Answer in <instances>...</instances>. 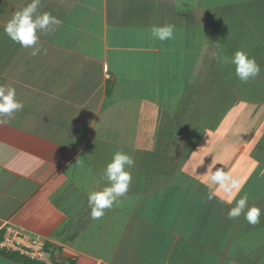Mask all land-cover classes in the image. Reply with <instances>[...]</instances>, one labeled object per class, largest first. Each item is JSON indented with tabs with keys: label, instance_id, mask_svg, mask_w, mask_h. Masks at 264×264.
<instances>
[{
	"label": "crops",
	"instance_id": "0c3cea01",
	"mask_svg": "<svg viewBox=\"0 0 264 264\" xmlns=\"http://www.w3.org/2000/svg\"><path fill=\"white\" fill-rule=\"evenodd\" d=\"M28 2L0 0V83L24 104L0 125V238L39 235L53 264H264V0H41L62 24L37 56L3 31ZM164 24L175 38L161 42ZM240 49L261 66L247 83ZM119 150L129 191L92 219L88 193ZM213 163L247 177L232 204L207 199ZM245 193L256 225L228 217Z\"/></svg>",
	"mask_w": 264,
	"mask_h": 264
},
{
	"label": "clouds",
	"instance_id": "9594fccd",
	"mask_svg": "<svg viewBox=\"0 0 264 264\" xmlns=\"http://www.w3.org/2000/svg\"><path fill=\"white\" fill-rule=\"evenodd\" d=\"M41 0H29L19 11L5 23L3 31L14 43L19 44L24 49H30L32 56L46 54L47 49L40 43V36L54 30V26H60L62 21L50 12H41ZM174 25H153L151 36L161 42L172 40L174 36ZM215 58L218 63L229 60L224 49L217 45ZM230 62L234 65L236 77L244 83L250 79H255L261 72V66L256 58L240 49L231 56ZM24 104L17 99L16 89L12 85L0 83V125H7L14 118L15 114L22 111ZM81 167L84 161H76ZM135 161L130 154L123 150L115 152L110 162L102 171V179L107 183L98 190L88 193V205L92 219H99L105 215V210L111 209L120 202L130 188L132 182L131 171ZM211 175L206 178L209 191L207 199L209 201L217 198L222 193L227 195V202L232 204L234 197L241 191L247 177L234 175L224 167H216V163L211 165ZM215 185V188L212 186ZM247 193L240 196L230 207L228 217L236 219L244 215V218L251 225L260 222L261 209L252 205L249 206Z\"/></svg>",
	"mask_w": 264,
	"mask_h": 264
},
{
	"label": "built area",
	"instance_id": "2783aa9c",
	"mask_svg": "<svg viewBox=\"0 0 264 264\" xmlns=\"http://www.w3.org/2000/svg\"><path fill=\"white\" fill-rule=\"evenodd\" d=\"M0 253L17 254L32 261L53 264V255L44 238L12 226H6L4 235L0 238ZM96 264L106 263L97 262Z\"/></svg>",
	"mask_w": 264,
	"mask_h": 264
},
{
	"label": "rangeland",
	"instance_id": "374dc122",
	"mask_svg": "<svg viewBox=\"0 0 264 264\" xmlns=\"http://www.w3.org/2000/svg\"><path fill=\"white\" fill-rule=\"evenodd\" d=\"M223 7H224V5H223ZM219 8L221 9L222 8V5L221 6H219ZM242 42H238V44H241Z\"/></svg>",
	"mask_w": 264,
	"mask_h": 264
},
{
	"label": "trees",
	"instance_id": "16d2710c",
	"mask_svg": "<svg viewBox=\"0 0 264 264\" xmlns=\"http://www.w3.org/2000/svg\"><path fill=\"white\" fill-rule=\"evenodd\" d=\"M12 255L14 256V255H17V254H12Z\"/></svg>",
	"mask_w": 264,
	"mask_h": 264
}]
</instances>
